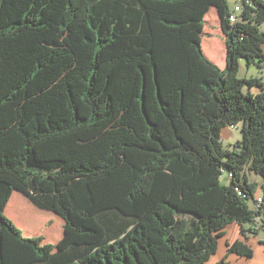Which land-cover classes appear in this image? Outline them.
<instances>
[{
    "label": "trees",
    "instance_id": "16d2710c",
    "mask_svg": "<svg viewBox=\"0 0 264 264\" xmlns=\"http://www.w3.org/2000/svg\"><path fill=\"white\" fill-rule=\"evenodd\" d=\"M212 7L225 68L202 45ZM231 10L0 0V264H206L228 223L260 216L264 229L247 174L264 177V81L238 75L241 60L264 66V0L236 23ZM239 122L225 147L222 129ZM14 191L63 217L56 244L9 218ZM229 251L254 253L239 240Z\"/></svg>",
    "mask_w": 264,
    "mask_h": 264
},
{
    "label": "crops",
    "instance_id": "0c3cea01",
    "mask_svg": "<svg viewBox=\"0 0 264 264\" xmlns=\"http://www.w3.org/2000/svg\"><path fill=\"white\" fill-rule=\"evenodd\" d=\"M217 8L212 7L211 10L207 13L206 16V26H204V35L207 34V36H212L216 30L212 28L211 21L208 20V17L210 16V19L215 21H219L220 26L218 31L220 33V36L222 37V44L226 48V35L222 30V24L220 21V18L217 13ZM212 15V16H211ZM209 23L211 25H209ZM203 35V37H204ZM209 37L205 41H203V48L205 53L207 54V57L213 60L214 62L218 63L221 68H225L226 66V58L225 62L220 57H215L216 49L219 48L217 45L215 46L212 41L209 40ZM209 40V41H208ZM209 42V47L206 45ZM206 47V48H205ZM216 47V48H215ZM242 62H245V60L240 61V68L242 67ZM246 65L248 66L247 62ZM254 90L256 88H253ZM262 189L264 191L263 185ZM18 192V191H17ZM16 191L13 192L12 198L10 202H8L6 207V212L13 221L17 222L20 226L23 225V221L29 217L32 218L34 216H37L38 214H42V212H34L33 207H31L29 202H32L31 200L27 201V199H24L20 194H17L15 196ZM255 197L260 196L263 197L264 193L261 194V191H258L254 195ZM28 198V197H27ZM253 207V206H252ZM42 210V209H41ZM52 213V212H51ZM47 214V212L44 213V215ZM34 215V216H33ZM46 222H51V220L48 219ZM64 219L62 218L61 225L63 226L62 232H60L58 229L53 231H48L51 233V235L47 237L48 243L56 244L60 238L62 237L64 233ZM259 226V225H258ZM258 226H255V224H244L240 225L237 222L234 223H228L227 226L224 229V235L222 237H219V246L218 250L215 254H213L210 259L207 261L206 264H264V229L258 228V232L254 231L255 228ZM242 228L246 231L245 234L242 231ZM55 229L54 227L51 228ZM263 232V234H262ZM243 241L244 244L248 245L250 248L254 250V253L252 256H244L243 254H239L237 252H230L229 247L230 244L234 243L235 241Z\"/></svg>",
    "mask_w": 264,
    "mask_h": 264
},
{
    "label": "rangeland",
    "instance_id": "374dc122",
    "mask_svg": "<svg viewBox=\"0 0 264 264\" xmlns=\"http://www.w3.org/2000/svg\"><path fill=\"white\" fill-rule=\"evenodd\" d=\"M231 3H233V0H230ZM212 16V15H211ZM208 20L211 21L212 24V28L214 30H216L214 32V34L212 36H207V34L204 35L203 37V41H205L207 39V37H209V40H214L212 41L214 43V45L218 46L219 48L216 49V52H218L217 54H215V57H221L222 60L225 62V58L227 57V52H226V48L225 46L222 44V37L220 36V33L218 31L217 26H220L219 21H217V23L213 20L210 19V16L208 17ZM209 23V25H211ZM264 25V24H263ZM208 40V41H209ZM202 41V44H203ZM207 47H209V42L206 45ZM206 48V47H205ZM216 48V47H215ZM263 49H264V45H263ZM242 67L240 68V72L238 73L239 77H259L264 81V66L263 68L252 64L250 67L249 65H246V61L242 62ZM247 87H244L245 90H247ZM253 91H257V88ZM242 122H239L235 129H232V127H230V125L224 127L222 129L221 132V139L222 142L224 144L225 147L230 148V149H234L236 147L237 142L242 138ZM248 174V181L249 182H253L256 184V193L258 191H261V194L264 193L263 189H262V185L264 184V177L256 172L253 171H247ZM228 172L225 171L223 173V176L221 177V180L225 183L229 182V178H228ZM17 192V191H16ZM17 194H20L24 199H27V201L30 199L27 198L24 194L20 193V191H18L17 193H15V196ZM31 207H33L34 212H42V214H38L37 216H34L32 218L27 217L24 221H23V225H19L17 222L16 225L22 230V233L24 236H33V237H38L39 235H43L44 238V242H48L46 239L48 237V235L50 236L51 233H53V231H55L56 229H58L60 232H62L63 226L61 225V221H62V216H60L59 214L49 211V210H44V209H39L38 207L34 206V204L32 202H29ZM251 206L254 205L253 201L249 202ZM47 212V214L44 215V213ZM7 214V212H6ZM8 215V214H7ZM51 220V222H46ZM54 227L55 229L51 228ZM48 231H52L51 233H49ZM263 234V232H262ZM264 236V234H263ZM50 243V242H49Z\"/></svg>",
    "mask_w": 264,
    "mask_h": 264
},
{
    "label": "built area",
    "instance_id": "2783aa9c",
    "mask_svg": "<svg viewBox=\"0 0 264 264\" xmlns=\"http://www.w3.org/2000/svg\"><path fill=\"white\" fill-rule=\"evenodd\" d=\"M246 5L252 6V0H233L232 3V10L229 14V19L231 22H238L241 19V14L244 12ZM232 129H235V126L230 125ZM242 193V192H240ZM264 202L263 198L260 196L256 197V200L254 201V207L261 206V204ZM261 222V217H257V223L256 226H258Z\"/></svg>",
    "mask_w": 264,
    "mask_h": 264
}]
</instances>
